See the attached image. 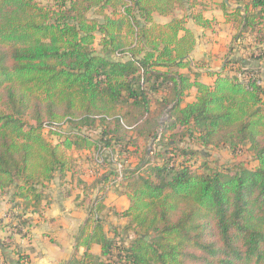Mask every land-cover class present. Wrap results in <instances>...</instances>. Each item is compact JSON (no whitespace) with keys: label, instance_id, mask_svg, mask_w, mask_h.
I'll list each match as a JSON object with an SVG mask.
<instances>
[{"label":"trees","instance_id":"1","mask_svg":"<svg viewBox=\"0 0 264 264\" xmlns=\"http://www.w3.org/2000/svg\"><path fill=\"white\" fill-rule=\"evenodd\" d=\"M197 4L0 0V191L25 214L40 212L47 185L75 171L73 151L97 144L115 150L129 131L156 138L167 116L163 150L125 172L126 236L117 228L108 233L98 203L76 236L73 264H264V84L251 66L264 63V0L232 11L223 5L226 20L261 49L249 60L228 59L233 73L217 72L213 84L182 72L191 70L198 44L189 20L213 28ZM155 13L171 20L157 22ZM193 88L195 100L186 102ZM64 120L74 127L100 122L104 141L84 132L57 143L44 136L46 121ZM187 138L202 148L249 144L257 164L203 171L191 163L195 152L181 146ZM27 222L19 224L22 237H29L22 233Z\"/></svg>","mask_w":264,"mask_h":264},{"label":"rangeland","instance_id":"2","mask_svg":"<svg viewBox=\"0 0 264 264\" xmlns=\"http://www.w3.org/2000/svg\"><path fill=\"white\" fill-rule=\"evenodd\" d=\"M41 1L46 2V0ZM231 1L232 3L240 1L243 5L247 2V0ZM198 3L201 5L197 4L194 9L195 12L203 8L206 11L212 10L208 14H211L215 18L213 28L210 29L207 34L200 36L202 37V41H206L203 45L206 56L203 55L197 59L195 65L198 70L213 68L222 71L225 69L227 73L232 74L233 71L230 69L231 65H227L228 59L237 58L249 60L250 54L254 53L255 56L260 54L261 47L251 34L242 32L236 27V23H226L224 21L221 23L218 21L217 16L214 15V10L217 11L220 17L222 16L219 0H198ZM177 14L184 16L181 10H177ZM125 33L126 28L124 29V34ZM94 47L98 50L100 49L99 40L96 41ZM251 63L252 67L259 69L260 77L264 84V63L258 60L252 61ZM259 66L261 67L259 68ZM210 73H212V71ZM192 98L193 97H191L190 100ZM166 122L167 116L163 115L160 119V128L158 130L160 138L158 141H156V138L152 137H138L135 132L129 131L125 138L126 143H123L124 146L114 147V150L112 147L115 145H111L112 147L110 148L102 144V147H105L106 150H104V152L100 150L104 157V161L99 164L96 159V155L100 153L97 148L98 144L96 148L93 147L92 149L73 151L72 153L75 156V171L73 173H67L65 178L57 177L53 182H50L49 185H47V187L49 186V189H47L48 195L51 194L49 192L50 190L54 191V188L60 187V195L63 196L65 200H68V198L70 200L72 199L70 206H73L75 209L81 208L83 211L82 216H87L88 219L91 215V209H95L98 203L105 204L106 208L102 214L106 230L110 235H113V230L117 228L126 236L123 229L126 226L127 220L120 215L129 204L124 194L126 187L125 172L126 170L143 166L147 158L163 150L161 144L167 142L170 137V132L162 135V130ZM60 130L67 135L69 133L84 132V134L89 135L92 140L101 141L104 127L100 122H97L94 127H74L71 123H66L63 127H60ZM43 134L54 143L61 141L67 136L64 135V133L62 136L50 133L47 129L43 131ZM103 141L104 139H102V142ZM181 146H188L186 149L187 152H195L194 154H190L191 163L199 169L202 168L200 166H203V171L229 170L240 161L244 162L249 168H253L257 164L253 150L249 144H244L238 150L233 151L229 147L202 148L191 138H187L181 142ZM112 149L113 152L111 154L110 150ZM183 158L184 157H179V160H183ZM204 162L206 164L205 167L203 164ZM45 192L47 194V191ZM3 195L6 196V199L0 201L4 202L7 200V202L0 203L2 208L4 206V209L0 210V229L4 231V234H2L0 238V245L5 247L18 246L19 243L17 240H19L21 233L17 230L20 229L19 226L21 225V221L25 219L28 220L27 225H24L22 228V233H27L29 231V235L34 226V222H32V216L26 217L28 213L25 214L22 208L15 207V203L10 201L11 197L8 191H0V198L3 197ZM48 195L45 197L46 204H42L40 211H45L46 207L51 204ZM7 203H9V207ZM68 205L69 204H66V206ZM22 215H25L23 217L24 219H22ZM87 221H81L80 229ZM27 240H29L28 237ZM93 250L99 252V247L96 246ZM82 253L83 251L80 249V253L78 254Z\"/></svg>","mask_w":264,"mask_h":264},{"label":"crops","instance_id":"3","mask_svg":"<svg viewBox=\"0 0 264 264\" xmlns=\"http://www.w3.org/2000/svg\"><path fill=\"white\" fill-rule=\"evenodd\" d=\"M248 2L249 0H247L246 4ZM219 3L223 17H220L217 14L216 10H214V15L217 16L218 21H220L221 23H223V21L226 23H231L226 20L223 9L224 4L229 11L234 10V8L236 7H241L242 9H244L243 7L246 5H243L240 1L232 3L231 0H219ZM198 4L201 5L200 3ZM198 11H202L205 17L212 19L214 22V16L208 14L212 10L206 11L203 8ZM177 16L182 17L178 14ZM154 18L155 21L160 23H165L171 20V17L162 16L157 13L154 14ZM188 25L196 31L198 36V44L195 51L189 57L191 61V70L184 69L182 72L190 73L193 78L195 77V74H197V77L200 81L207 84H213L217 76L216 73L221 71L213 68L198 70L195 65L197 59H199L200 56H206V54L204 53L205 50L203 48V45L206 41H202V37L200 36L207 34L210 29H204L194 24L191 20H189ZM211 71L212 73H210ZM191 97H193L194 99L192 98L190 100ZM195 97L196 90L193 88L190 91L189 95L185 98V101H194ZM48 187L45 189L47 191V195V189H49ZM51 191L53 190H50L49 192L51 194L48 195L51 204L46 207L45 211L41 210L38 213L28 212V214L26 215V217L32 216V222H34V226L32 227L31 233L28 237L29 240H27V237L20 236L19 240H17V242L19 243L18 246L14 245L13 247H5L0 245V264H73L72 259L75 256L76 252V236L78 235L80 230V223L82 220L86 222L88 218L87 216H82L83 211L81 208L75 209L73 206H70L72 199L70 200L68 198V200H70L68 201L60 195V187L54 188L53 192ZM3 199H6V196L3 195V197L0 198V200ZM6 202L7 200H5L4 202L0 201V203ZM7 204V206L9 207V203ZM43 204H46L45 200ZM66 204L69 205L66 206ZM2 209H4V206L2 208V205H0V210ZM2 234H4V231L3 229H0V238ZM80 249L81 251H84V248ZM21 255L26 256V258L20 260Z\"/></svg>","mask_w":264,"mask_h":264},{"label":"built area","instance_id":"4","mask_svg":"<svg viewBox=\"0 0 264 264\" xmlns=\"http://www.w3.org/2000/svg\"><path fill=\"white\" fill-rule=\"evenodd\" d=\"M118 56H121V54H117ZM66 123H68V120H64V121H62V122H49V121H46L44 124H43V130H46L47 129V131H57V132H59V133H64L65 134V132H63L62 130H60V127H63L64 126V124H66ZM159 138H160V134L158 133V137H156V141H158L159 140ZM99 150H98V152H100V150H102L101 152H104V150H106V148L105 147H102V145L101 144H98V147H97ZM98 153L97 155H96V159H97V163L99 164V163H102L103 161H104V157L102 156V153ZM112 152H113V150H110V153L112 154ZM113 156V155H112ZM121 177H122V173H121Z\"/></svg>","mask_w":264,"mask_h":264},{"label":"water","instance_id":"5","mask_svg":"<svg viewBox=\"0 0 264 264\" xmlns=\"http://www.w3.org/2000/svg\"><path fill=\"white\" fill-rule=\"evenodd\" d=\"M87 221V220H86Z\"/></svg>","mask_w":264,"mask_h":264}]
</instances>
